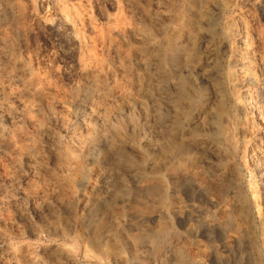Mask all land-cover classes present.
Listing matches in <instances>:
<instances>
[{"label": "rangeland", "instance_id": "374dc122", "mask_svg": "<svg viewBox=\"0 0 264 264\" xmlns=\"http://www.w3.org/2000/svg\"><path fill=\"white\" fill-rule=\"evenodd\" d=\"M30 1L0 0V264H264V0Z\"/></svg>", "mask_w": 264, "mask_h": 264}, {"label": "bare ground", "instance_id": "6f19581e", "mask_svg": "<svg viewBox=\"0 0 264 264\" xmlns=\"http://www.w3.org/2000/svg\"><path fill=\"white\" fill-rule=\"evenodd\" d=\"M32 1V0H31ZM30 1V2H31ZM56 2H58V0H55ZM83 1V0H82ZM105 1V0H104ZM75 2V1H74ZM29 3V2H28ZM54 3V2H53ZM80 3V2H79ZM51 4V3H50ZM58 4V3H57ZM55 5H56V3H55ZM61 6H59V4H58V8H57V13H56V18H57V20H58V22L61 24V26L63 25L65 28H67L68 30H75V27H76V25H75V22L72 20V18L69 16V14H68V11L66 12L65 11V9H64V6L62 5V4H60ZM80 5V4H79ZM109 6V5H108ZM84 7V6H83ZM56 8V7H55ZM75 8V7H74ZM100 9V8H99ZM84 10V9H83ZM102 10V9H101ZM73 11H74V9H73ZM89 11V10H88ZM90 12V11H89ZM100 12V11H99ZM105 12V11H104ZM76 13L78 14V12L76 11V12H74V15H73V17L76 15ZM73 14V13H72ZM102 14V13H101ZM106 14V13H105ZM110 14V13H109ZM104 15V14H103ZM80 16V15H79ZM104 16H106V15H104ZM108 16V15H107ZM106 16V17H107ZM75 17H78V15H76ZM79 18V17H78ZM80 19V18H79ZM116 19H117V17H116ZM115 19V20H116ZM56 20V19H55ZM83 21H85V20H83ZM43 22V21H42ZM122 22V21H121ZM85 23V22H84ZM117 23V22H116ZM59 24V25H60ZM83 24V23H82ZM84 25V24H83ZM117 25H119V24H117ZM79 26V25H78ZM121 26V25H120ZM128 26V25H127ZM126 26V27H127ZM52 27V26H51ZM80 27V26H79ZM91 27V26H90ZM113 27H117L116 25H113ZM128 27H130V26H128ZM81 28H83V27H81ZM80 28V29H81ZM85 28H87V25H86V27ZM122 28H123V30H125L126 28H125V26L124 25H122V27L120 28L121 30H122ZM125 28V29H124ZM53 29V28H52ZM55 29H57V28H55ZM88 29V28H87ZM114 29V28H113ZM118 27H117V29H114L115 31H116V34L118 33V32H122L121 30H120ZM129 30H131V29H129ZM59 31V30H58ZM95 31H97V30H95ZM115 31L113 32V33H115ZM75 32H77V31H75ZM79 32H80V30H79ZM112 32V31H111ZM78 33V32H77ZM105 33V32H104ZM124 33V32H123ZM77 35V34H76ZM79 35V34H78ZM99 35V34H98ZM92 36V35H91ZM94 37H95V35H94ZM76 38H77V36H76ZM87 38H88V36H87ZM93 38V37H92ZM98 38V37H97ZM74 39H75V36H74ZM72 40H73V38H72ZM78 40V39H77ZM85 40V39H84ZM75 41V40H74ZM95 41V40H94ZM77 42V41H76ZM73 43V42H72ZM86 43H88V42H86ZM90 44H92V43H90ZM84 45H85V43H84ZM79 49V48H78ZM89 50V49H88ZM93 56V55H92ZM80 57H81V55H80ZM81 62H83V61H81ZM86 62V61H85ZM84 62V63H85ZM81 65H83V64H81ZM87 65V64H86ZM90 66V65H89ZM96 66V65H95ZM29 69V68H28ZM27 70V69H26ZM92 71V70H91ZM81 73V72H80ZM91 74V73H90ZM47 75V74H46ZM45 75V76H46ZM41 76V75H40ZM40 76H38L39 78H40ZM37 77V76H36ZM42 77V76H41ZM44 77V76H43ZM46 79V78H45ZM48 79V78H47ZM91 80V79H90ZM44 81V80H43ZM42 81V82H43ZM47 81V80H46ZM48 81H49V79H48ZM210 84H212V83H210ZM46 85V84H45ZM213 87V86H212ZM210 91V90H209ZM209 98V97H208ZM156 100V99H155ZM125 108V107H124ZM91 111V110H90ZM95 115V114H94ZM211 145V144H210Z\"/></svg>", "mask_w": 264, "mask_h": 264}]
</instances>
